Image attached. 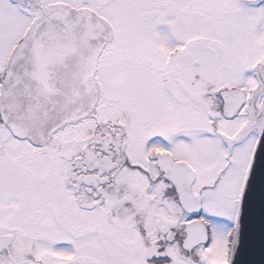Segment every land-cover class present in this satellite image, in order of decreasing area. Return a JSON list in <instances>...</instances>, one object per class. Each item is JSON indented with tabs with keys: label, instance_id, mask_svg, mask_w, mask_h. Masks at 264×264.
<instances>
[{
	"label": "snow or ice",
	"instance_id": "snow-or-ice-1",
	"mask_svg": "<svg viewBox=\"0 0 264 264\" xmlns=\"http://www.w3.org/2000/svg\"><path fill=\"white\" fill-rule=\"evenodd\" d=\"M0 264H264V0H0Z\"/></svg>",
	"mask_w": 264,
	"mask_h": 264
}]
</instances>
